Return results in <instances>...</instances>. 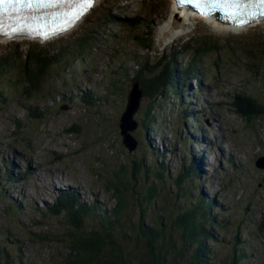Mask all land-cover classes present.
Instances as JSON below:
<instances>
[{"label":"rangeland","instance_id":"obj_1","mask_svg":"<svg viewBox=\"0 0 264 264\" xmlns=\"http://www.w3.org/2000/svg\"><path fill=\"white\" fill-rule=\"evenodd\" d=\"M163 3L162 14L157 18L155 48L152 51L135 40V36L142 33V26L134 32L119 23L99 25V49L74 64H66L63 60L52 67L44 92L35 99L29 100L18 90L12 91L13 85L5 86L9 95L6 103L0 102V167L3 171L12 169L9 166L13 163L15 167L12 170L21 180L11 185L5 184V181L0 183L4 190L0 199V228H10V240L14 235L18 236L24 264H64L63 257L69 252L66 243L67 230L70 229L61 217L44 216L39 211L41 208L47 203L52 204L64 188H74L82 200H98L103 206L113 209L117 200L107 190L108 181L125 166L128 171L132 170L135 159L145 158L146 164L153 167L165 162L172 173V178L161 182L163 197L158 205L149 210L148 220L157 218L165 212L164 200L169 208L175 202L178 192L174 181L176 175L184 164L190 165L194 155L202 150L198 141H202L204 134L209 141L215 142L208 153L209 170L205 169L200 177L197 175L196 179L199 178L201 183H191L197 188L195 194L215 196L220 208L215 213L228 223L225 229L217 231L222 239L211 242L217 246L215 254L219 259L227 255L231 239L238 232L249 252L245 264H264V237L255 225L264 211V169L256 165L257 159L264 155V119L248 126L232 106L234 94L240 91L252 93L264 101V21L256 26H243L247 28L242 30L220 31L194 18L186 34L163 43L158 32L163 23L173 20L174 16L173 1L163 0ZM95 8V13H89L71 32L46 44L28 38H20L14 43L0 40V56L13 51H18L19 55L29 48L54 52L74 36L92 29L91 20L106 8H113V14L121 19L147 16L142 0H97ZM189 39L194 46L205 40L217 42L220 46L219 51L204 59L207 74L203 87L200 88L196 81L192 82L193 86L188 85L193 88L191 93L199 99L198 108L204 107L205 112H198L201 117L193 124L191 119H185L190 92L181 99L169 94L159 103L156 112L158 121L153 126L152 136H148L140 121L153 95H144L135 115L139 126L133 131L138 144L131 151L124 143L120 122L133 82L131 76L139 65L137 61L149 58L156 62L160 56L179 50ZM190 57V53L183 54L185 60ZM19 61L12 68L13 77L22 68ZM119 75L124 78L121 90L112 94V82ZM147 85L144 83V86ZM85 91L95 92L97 108L86 109L82 102L70 100V95L80 96ZM29 106L49 107L50 112L43 119H35L29 115ZM74 124L81 126V133L67 131ZM190 127L198 134L195 145L193 140L186 141ZM151 138L154 144L150 143ZM158 144L161 152L169 148L172 153L165 152L158 160L151 152L153 145L156 149ZM217 153L222 159L216 158ZM28 167L33 169L28 171ZM139 177L144 189L146 177L144 174ZM136 198L134 195L132 206L125 213V218L127 216L129 220H136L141 214ZM13 199L20 203L21 212L16 221L6 224L2 217H5ZM39 220L41 223L35 225L34 222ZM19 224L38 235L48 234L53 240L46 241L27 233ZM5 238L4 233L0 234V240Z\"/></svg>","mask_w":264,"mask_h":264},{"label":"trees","instance_id":"obj_2","mask_svg":"<svg viewBox=\"0 0 264 264\" xmlns=\"http://www.w3.org/2000/svg\"><path fill=\"white\" fill-rule=\"evenodd\" d=\"M162 4L163 0H142L147 16L139 15L131 20L121 19L113 14V8H106L91 20L92 29L89 28L86 33L74 36L69 43L61 45L54 52L42 48H29L19 55L18 51L1 55L0 102L6 103L8 100L9 90L5 86L13 85L12 91L18 90L29 100L43 93L52 67L63 60H66V64H74L85 59L93 50L99 49L101 43L98 36L99 25L119 23L134 32L142 26L143 31L135 36V40L143 48L152 51L155 48L157 18L163 11ZM95 10V7L92 8L90 14L95 13ZM219 49L217 42L205 40L194 46L189 39L179 50L160 56L156 62L149 58L137 61L139 65L131 79L133 82H140L145 96L153 95L152 102L140 121L146 134L153 131V126L158 121L156 112L159 103H162L169 94L175 95L177 99L183 98L185 88L192 85V78L196 79L198 85L203 84L207 74L204 59ZM186 53L191 54L188 60L183 59V54ZM18 60L22 68L17 76L13 77L12 68L16 66ZM123 81L124 78L119 75L112 82L110 93L119 92ZM144 83L148 85L144 86ZM94 94L95 92L85 91L80 96L72 94L69 98L82 102L86 109L91 110L97 108ZM234 96L232 103L234 111L248 126L264 119V101L245 91L237 92ZM28 110L29 115L35 119H43L50 112L49 107L41 109L38 106H29ZM185 114V119L190 121L198 112L194 114L186 110ZM67 131L78 134L82 128L79 124H74ZM184 143L187 144L186 141ZM154 148H151V152L158 160L165 152L172 153L169 148L164 152H161L159 147ZM195 164L193 159L190 165L184 164L181 167L174 180L178 187L175 202L171 203L169 208L164 200L165 212L152 220H148L147 217L150 208L158 205L159 199L163 197L164 188L161 182L165 183L172 178L169 166L165 162L156 164L157 168L152 164L147 165L145 158H139L134 160L132 170L128 171L125 166L116 171L115 177L109 179L107 184L108 192L117 200L111 210L98 200L91 202L82 200L78 190L74 188H64L56 195L52 204L47 203L39 210L44 216L61 217L65 226L70 229L67 230L66 243L69 252L63 257L64 264H245L249 252L239 238L238 232L234 233L231 239V249L227 255L219 259L218 254H215L217 246L211 242H219L222 239L217 231L225 229L228 223L220 219V214L215 213L216 209H220L215 196L194 193L197 188L193 184L201 183L199 178L196 179ZM9 167L13 169L15 165L10 163ZM12 169L3 171L0 167V183L5 181V184L11 185L12 182L21 180ZM141 174L146 177L144 189L141 188L139 177ZM3 193V187L0 186V199ZM134 195L137 196L136 201L141 214L138 219L129 220L127 216L125 218V213L132 206ZM20 212V203L13 199L5 217L2 218L6 224L14 222ZM34 223L38 225L41 222L39 220ZM255 225L264 237V211L261 220ZM19 227L43 240H53L48 234L38 235L22 224H19ZM2 233L6 238L0 240V264H24L18 236L12 235L13 238L10 240L9 234H12L10 228L7 230L0 228V234Z\"/></svg>","mask_w":264,"mask_h":264},{"label":"bare ground","instance_id":"obj_3","mask_svg":"<svg viewBox=\"0 0 264 264\" xmlns=\"http://www.w3.org/2000/svg\"><path fill=\"white\" fill-rule=\"evenodd\" d=\"M172 14L174 15V16H172L173 20H167L165 23H163V25L161 26V28H160V30L158 32L159 33L158 34L159 40L162 41L163 43H166L168 41H172L175 38H177V37H179V36H181L183 34H186L189 31L190 27L192 26L194 18L196 17V14H191L190 15L187 12L177 11L175 6H174V8L172 10ZM204 15L213 22L212 23L213 25L221 26L222 30H229V27H226L224 23L222 24V22L224 20L222 19L221 16L217 15L216 13H214V12H212L210 10H208V12L204 13ZM215 28L217 30H219L217 27H215ZM244 28H247V27H234L231 30H233V31L234 30H242ZM1 39H3V38H0V40ZM13 40H17V38H13ZM8 41H10V39ZM198 86L200 88L203 87L202 85H198ZM189 92L191 93L192 90L188 89L187 93H189ZM188 99H189V101L187 100L188 102H186V108H187L188 111H194L196 113V112H199L200 110H202L201 112H203V111L205 112V108L204 107L201 108V109L198 108L199 99L197 98V95L195 93H191V96ZM192 107H193V109H192ZM188 130H189L188 131L189 134H188V136L186 138L187 139L186 141L190 142V140H193L195 143H197L196 139H190V136H193V134L196 133V132L193 130V128H190ZM150 136H152V135H150ZM151 140H153V139L152 138L150 139V143H151ZM214 144H215L214 141L211 142L210 146L207 145V144H202V142H201V145L199 143L200 149H202V150L198 151L199 152L198 155L197 154L194 155V157H195L194 160L196 159L195 160V162H196L195 171L196 170L198 171V172L196 171L197 175H199V174L201 175L202 173L204 174L205 169L209 170V168H207L208 167L207 160H209V157H210L208 155V153L210 152V149H212L214 147ZM193 145H195V144H193ZM218 157L220 159H222L220 153L216 154V158H218ZM192 161H193V159H192ZM32 169H33L32 167H28V171H31ZM200 175H199V177H200ZM204 194L206 195V193H204Z\"/></svg>","mask_w":264,"mask_h":264},{"label":"snow or ice","instance_id":"obj_4","mask_svg":"<svg viewBox=\"0 0 264 264\" xmlns=\"http://www.w3.org/2000/svg\"><path fill=\"white\" fill-rule=\"evenodd\" d=\"M183 2V0H181ZM217 0H197V7L202 10L206 9L209 3L215 4ZM226 6H230L234 0H224ZM250 2L258 3L264 6V0H250ZM95 0H0V14L8 13L17 8H64L66 11L58 13L61 26L56 28L32 29L38 34L43 35L46 39L54 35L57 31H66L67 27L73 25L74 21L79 20L94 5ZM247 7V4L244 5Z\"/></svg>","mask_w":264,"mask_h":264},{"label":"water","instance_id":"obj_5","mask_svg":"<svg viewBox=\"0 0 264 264\" xmlns=\"http://www.w3.org/2000/svg\"><path fill=\"white\" fill-rule=\"evenodd\" d=\"M144 92L140 82H133L129 94L126 109L121 116L120 129L123 135L125 145L133 151L137 147V139L133 135V131L138 127L139 122L135 119L136 113L141 107ZM257 167L264 169V155L260 156L256 161Z\"/></svg>","mask_w":264,"mask_h":264},{"label":"clouds","instance_id":"obj_6","mask_svg":"<svg viewBox=\"0 0 264 264\" xmlns=\"http://www.w3.org/2000/svg\"><path fill=\"white\" fill-rule=\"evenodd\" d=\"M150 134V133H149ZM147 135H148V133H147ZM151 135V134H150ZM150 135H148V136H150Z\"/></svg>","mask_w":264,"mask_h":264}]
</instances>
